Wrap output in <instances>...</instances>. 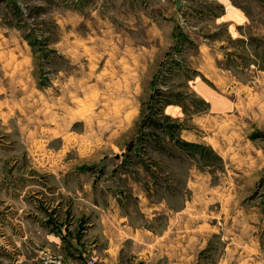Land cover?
<instances>
[{"label": "rangeland", "instance_id": "obj_1", "mask_svg": "<svg viewBox=\"0 0 264 264\" xmlns=\"http://www.w3.org/2000/svg\"><path fill=\"white\" fill-rule=\"evenodd\" d=\"M179 1L0 0V264L18 207L84 182L183 211L152 264H264V0Z\"/></svg>", "mask_w": 264, "mask_h": 264}, {"label": "crops", "instance_id": "obj_2", "mask_svg": "<svg viewBox=\"0 0 264 264\" xmlns=\"http://www.w3.org/2000/svg\"><path fill=\"white\" fill-rule=\"evenodd\" d=\"M105 186L99 191L90 182H84L81 190L75 184L58 185L55 191L47 192L51 200L44 202L46 193L34 194V199L29 198V202H24L17 211L33 212L35 223L23 222L21 214L19 250L14 255L8 248L10 245H6L9 254L6 260L12 264H44V256L56 254L84 264L95 255L97 264H152L151 247L156 241L166 247L182 248L180 255L186 254L188 233L186 224L180 222L183 211H175L180 217L178 222L170 211H144V206L154 208L156 202L142 189L136 193L138 211L126 210L123 197L112 187L109 190L110 186ZM98 195H103L104 200L98 199ZM9 210L15 211L12 207ZM135 212L144 222L134 219ZM158 215L165 223L157 228ZM46 218L48 222L44 224ZM168 258H171V251H168ZM179 263L185 264V261Z\"/></svg>", "mask_w": 264, "mask_h": 264}, {"label": "built area", "instance_id": "obj_3", "mask_svg": "<svg viewBox=\"0 0 264 264\" xmlns=\"http://www.w3.org/2000/svg\"><path fill=\"white\" fill-rule=\"evenodd\" d=\"M95 261H96V257L92 256V257H90V258L87 260L86 264H97ZM60 264H74V263H73V261L68 260V261H66V262H64V263H60Z\"/></svg>", "mask_w": 264, "mask_h": 264}, {"label": "water", "instance_id": "obj_4", "mask_svg": "<svg viewBox=\"0 0 264 264\" xmlns=\"http://www.w3.org/2000/svg\"><path fill=\"white\" fill-rule=\"evenodd\" d=\"M176 5L179 6L180 5V1L176 0Z\"/></svg>", "mask_w": 264, "mask_h": 264}, {"label": "flooded vegetation", "instance_id": "obj_5", "mask_svg": "<svg viewBox=\"0 0 264 264\" xmlns=\"http://www.w3.org/2000/svg\"><path fill=\"white\" fill-rule=\"evenodd\" d=\"M7 210V209H6Z\"/></svg>", "mask_w": 264, "mask_h": 264}]
</instances>
